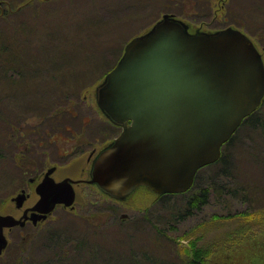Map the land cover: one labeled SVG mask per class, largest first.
<instances>
[{"label": "rangeland", "instance_id": "rangeland-1", "mask_svg": "<svg viewBox=\"0 0 264 264\" xmlns=\"http://www.w3.org/2000/svg\"><path fill=\"white\" fill-rule=\"evenodd\" d=\"M228 5L235 17L249 10L247 34L264 61V0H0V214L17 217L36 202L27 178L54 163L49 140L68 146L65 125L81 132L82 116L93 121L83 130L89 140L64 156L57 172L91 181L74 186L72 205L56 204L35 224L4 228L0 263L17 256L22 241L24 264L52 258L47 264H185L187 247L198 264V247L211 250L212 264H264V103L232 134L225 160L196 171L194 191L207 188L208 197L190 214L179 211L186 195L139 183L117 198L90 175L93 157L121 131L99 108L97 88L126 43L164 14L190 34L244 30L224 19ZM22 187L31 194L18 208Z\"/></svg>", "mask_w": 264, "mask_h": 264}, {"label": "water", "instance_id": "water-1", "mask_svg": "<svg viewBox=\"0 0 264 264\" xmlns=\"http://www.w3.org/2000/svg\"><path fill=\"white\" fill-rule=\"evenodd\" d=\"M263 95L264 62L245 32L228 26L190 34L164 14L149 32L126 43L97 89L98 106L122 130L96 156L92 181L117 198L139 183L160 194L187 190ZM35 189L33 223L75 198L69 181L50 176ZM24 197L14 198L18 207ZM23 223L0 214V253L7 245L3 227Z\"/></svg>", "mask_w": 264, "mask_h": 264}, {"label": "flooded vegetation", "instance_id": "flooded-vegetation-1", "mask_svg": "<svg viewBox=\"0 0 264 264\" xmlns=\"http://www.w3.org/2000/svg\"><path fill=\"white\" fill-rule=\"evenodd\" d=\"M73 117H74V115H73ZM106 118H107V122L111 125V123H112V121L106 116ZM82 123H81V127H80V129H81V132H78V131H76V132H74V129H72V127H69V126H67V125H65V128L67 129V130H69V132H70V136H71V138H72V144H70V145H68V146H64V145H59V144H57V140L56 139H50L49 141L50 142H53L54 143V153H55V156H56V159L55 160H52V162H54L53 164H51L49 167H47L45 170H44V172L43 173H41V172H37L34 176H30L29 178H27V183H31V184H33L34 185V192L37 194V192H36V186H37V184L38 183H40L45 177H47V176H50L54 181H56V182H58V181H62V180H67V181H69L71 184H72V186H73V188H74V186L75 185H78L80 182H82V181H91L90 179H86V180H84V178H82V177H78V178H74V177H72L70 174H61V175H58L57 174V172H58V168L64 163V162H66V161H68V160H63V157L64 156H66V155H70L69 157H73L72 155H74V152H75V149L78 147V146H82L84 143H86L88 140H89V138H87V135H86V133H85V131H83L84 129H85V127H86V125H87V129H88V127H89V125H91L92 124V118H91V116H82V121H81ZM119 126V125H118ZM120 128H121V126H119ZM74 138V139H73ZM43 139L42 138H40V139H38V144L39 145H41L42 144V141ZM52 140V141H51ZM112 142V141H111ZM111 142L110 143H108L107 145H105V147H103L101 150H99L98 151V153L95 155V157H93V159H92V161H91V164H90V175H91V169H92V165H93V162H94V160H95V158H96V156L104 149V148H106L107 146H109L110 144H111ZM25 148H26V150L28 149L25 145H24V147H22L21 149H23V150H25ZM93 152H94V150H93V148H91V150H90V155H89V157L90 156H92V154H93ZM62 159V160H61ZM71 164V161H70V163H69V165ZM74 190H75V188H74ZM20 193H23L24 194V201L25 200H27V199H30V190L29 191H27V189L26 188H24V187H22L21 188V190H20V192L18 193V194H20ZM17 194V195H18ZM16 195V196H17ZM38 195V194H37ZM15 196V197H16ZM14 197V198H15ZM38 197H39V195L37 196V199H38ZM37 199H36V201H37ZM15 200V199H14ZM24 201H23V203H24ZM35 204V203H34ZM34 204L33 205H27L26 207H24L23 209H22V212H21V214L19 215V216H14L13 214H11V215H13L15 218H21V219H23V221H24V223L22 224V225H20V224H17V225H14V226H11V227H5V228H8V229H10V228H13V227H16V226H19V227H24L27 223H31V224H35V223H33V221L31 220V217L33 216L32 214L35 212L34 210H33V206H34ZM23 205V204H22ZM22 207V206H21ZM21 207H18V208H21ZM50 213V212H49ZM48 213V214H49ZM47 214V215H48ZM47 217V216H46ZM45 217V218H46ZM3 230H4V227H3ZM28 236V235H27ZM22 237H25V235H22Z\"/></svg>", "mask_w": 264, "mask_h": 264}, {"label": "trees", "instance_id": "trees-1", "mask_svg": "<svg viewBox=\"0 0 264 264\" xmlns=\"http://www.w3.org/2000/svg\"><path fill=\"white\" fill-rule=\"evenodd\" d=\"M226 12L224 14V19H230L231 22H235L237 23V25L239 27H242L246 33L248 32H251L252 31V26L247 22V18H246V15L249 14V10H247L244 14H237V17H235V14L236 12H234V10L229 7H226ZM245 15V16H244ZM243 30V31H244ZM263 99V98H262ZM264 103V100H261L259 106L253 111L251 112L248 116H246L243 120H247V118H253L254 119V116L258 113L259 111V108L262 106V104ZM256 117V116H255ZM243 122V121H242ZM241 122V123H242ZM232 137V136H231ZM231 137L228 139V141H226L224 144H223V148H222V151H221V154L219 156V158L213 162L212 164H215V163H221L222 161L225 160V146L226 144H228L230 141H231ZM194 182H195V177H194V181H193V184L191 185L190 188H188L187 190L183 191V192H180L181 195H186V202H185V207L180 209L179 207V211L182 212L181 215H184V213L186 214H190V212H192L194 209H198V208H201V206L206 203L207 201V197H208V193H207V188H201L198 192L194 191ZM240 189L243 190V192H246L248 190V187L246 186V184L244 185H240ZM217 188V189H216ZM215 190H217V192L221 193V192H224V189L226 188L225 185H220L218 187H216ZM168 194H174V193H168ZM167 195V194H166ZM25 238V237H23ZM20 249L19 251V254L17 256H14V257H6L5 259H3L1 261L0 264H24V259L22 258L23 254H22V251L24 252L25 250H22L23 249V245L24 243L22 241H20ZM193 245V243H192ZM186 249V248H185ZM182 251V250H181ZM227 251V250H225ZM63 252V251H62ZM185 253V257H184V260H185V264H189V262L191 261V257L189 255V249L187 247L186 251H183ZM217 253H219V251H217ZM214 254V253H213ZM193 256L196 258V257H200V260H201V264H212L213 263V257H212V252L210 249H202L200 247L196 248L193 252ZM47 257V256H46ZM44 257V258H46ZM51 260H54L53 258ZM51 260H47L45 259L42 263H39V264H47L48 262H50ZM196 260V259H195ZM195 260H192L190 262V264H195ZM199 260H196L197 264L200 263V261L198 262ZM39 262V259L36 260L34 262V264H37Z\"/></svg>", "mask_w": 264, "mask_h": 264}]
</instances>
